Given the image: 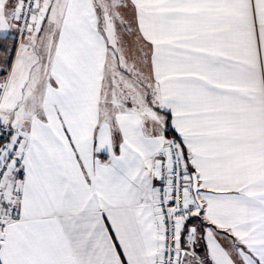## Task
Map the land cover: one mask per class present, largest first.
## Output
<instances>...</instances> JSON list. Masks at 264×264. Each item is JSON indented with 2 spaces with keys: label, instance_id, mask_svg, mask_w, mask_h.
Here are the masks:
<instances>
[{
  "label": "snow or ice",
  "instance_id": "6c2138e0",
  "mask_svg": "<svg viewBox=\"0 0 264 264\" xmlns=\"http://www.w3.org/2000/svg\"><path fill=\"white\" fill-rule=\"evenodd\" d=\"M0 264H264V0H0Z\"/></svg>",
  "mask_w": 264,
  "mask_h": 264
}]
</instances>
